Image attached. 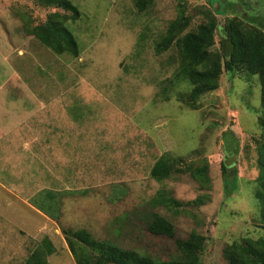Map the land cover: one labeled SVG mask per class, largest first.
Masks as SVG:
<instances>
[{
	"label": "rangeland",
	"instance_id": "1",
	"mask_svg": "<svg viewBox=\"0 0 264 264\" xmlns=\"http://www.w3.org/2000/svg\"><path fill=\"white\" fill-rule=\"evenodd\" d=\"M70 1L81 11L67 23L80 46L78 57L56 54L30 33L51 13L68 11L47 0H0V124L21 120L28 141L37 136L23 147L25 160L43 178L36 195L55 192L43 211L58 217L45 220L46 213L41 216L29 205L31 196H24L26 205L14 203L15 211L4 214L13 231L31 242V251L49 236L68 245L64 229L82 228L98 240L164 260L176 255L178 238L196 231L206 238L202 264H229L228 244L264 235L255 197L254 138L264 119L259 77L224 72L220 87L201 96L193 109L187 103L192 85L175 75L177 50L155 52L177 17V0H154L144 12L135 0ZM185 5L192 29L204 21L205 8L217 13L221 25L238 16L264 28V0H185ZM40 126L47 128L34 132ZM166 152L197 164L208 160L209 183L190 173L153 179L151 168ZM225 162L233 163L226 175ZM159 190L183 203L181 213L153 209ZM200 195L206 202L197 206L192 201ZM154 210L173 221L176 237L146 229L145 216ZM66 256L51 258V264H69Z\"/></svg>",
	"mask_w": 264,
	"mask_h": 264
},
{
	"label": "trees",
	"instance_id": "2",
	"mask_svg": "<svg viewBox=\"0 0 264 264\" xmlns=\"http://www.w3.org/2000/svg\"><path fill=\"white\" fill-rule=\"evenodd\" d=\"M54 3L69 14L51 13L45 23L30 29L42 44L56 54L80 55L79 43L67 27L69 20L76 21L81 11L70 0H47ZM154 0H135V6L140 12L146 11ZM177 17L172 20L163 36L156 42L155 52L161 54L170 49H176L178 66L176 77L180 82L187 81L192 85L187 103L197 109V101L206 93L220 87L224 72L235 74L246 71L257 75L261 83V110L264 111V28L252 21L238 16L228 17L225 23H219L217 13L210 9L201 12L204 21L192 29L190 16L187 15L185 0H177ZM190 28V29H189ZM219 37V48H216V37ZM263 131L254 138L257 148V165L259 175L255 197L260 204V222L264 229V119ZM203 163L176 158L166 152L158 158L151 168V177L163 181L174 175L190 173L197 181L206 185L210 181L209 162ZM229 164L224 163L223 174L226 175ZM41 202L35 204L41 211L44 203H52L54 193L48 192ZM206 198L198 196L193 204L204 205ZM153 209L163 207L174 214L181 213L183 203L177 200L167 190H159L151 200ZM54 220L58 217L48 214ZM146 229L156 236L176 237V226L167 216L154 210L145 216ZM65 238L76 264H202L201 252L206 245L204 235L193 231L186 239L176 240V255L170 260L150 254L145 250L128 249L118 246L109 240H98L86 229H64ZM55 248L49 238L35 247L25 264H49L48 257ZM224 256L229 264H264V235L258 238H245L228 244Z\"/></svg>",
	"mask_w": 264,
	"mask_h": 264
},
{
	"label": "crops",
	"instance_id": "3",
	"mask_svg": "<svg viewBox=\"0 0 264 264\" xmlns=\"http://www.w3.org/2000/svg\"><path fill=\"white\" fill-rule=\"evenodd\" d=\"M46 128L40 126L35 128L34 132L42 133ZM26 133V124L21 120L13 125L4 122L0 124V264H25L27 255L31 251L29 248L31 242H28L24 236L21 238V234L13 231L15 228L9 224L7 216L11 213L8 212H10V209L15 211L11 206L14 203L26 205L22 197L31 196L32 203L29 200V205L41 211L35 204L41 202L42 197L41 194L36 195L35 191H38L37 188L42 186L43 178L42 175L39 176L32 171L31 163L25 160L24 153L26 152H23V147L28 149L33 144L32 140L37 136L28 141ZM36 156H38L37 152ZM40 159L42 158H39V161ZM52 176L51 173V180ZM28 181L30 182L29 185ZM45 191L46 195L49 191L55 193L52 190ZM4 214H7V216ZM40 214L41 216L45 215L43 211ZM47 216L49 220H45L52 221L53 218L46 214ZM34 234L38 235V233ZM49 239L55 248L54 253L48 257L49 264H51V258L54 257L53 259L56 260L63 253H66V257H69L68 263L73 264L74 257L66 242H57L56 239L54 241L52 236H49ZM59 252L61 253L59 254Z\"/></svg>",
	"mask_w": 264,
	"mask_h": 264
}]
</instances>
